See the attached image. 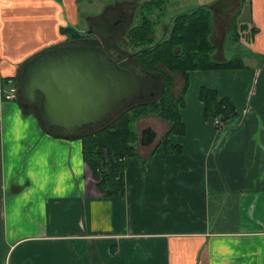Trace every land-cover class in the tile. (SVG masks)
I'll list each match as a JSON object with an SVG mask.
<instances>
[{
  "label": "crops",
  "instance_id": "1",
  "mask_svg": "<svg viewBox=\"0 0 264 264\" xmlns=\"http://www.w3.org/2000/svg\"><path fill=\"white\" fill-rule=\"evenodd\" d=\"M193 3L209 8L212 60L228 59L212 16L247 20L236 42L243 66L187 71L184 132L167 135L177 153L159 145L167 121L137 118L120 196L97 190L79 140L46 134L19 100L0 94V264H264V0ZM76 8L77 0H0V80L66 44L59 29L79 28ZM146 76L135 86L153 91L150 103L161 77ZM181 82V73L172 76L173 97ZM201 86L233 103L235 114L219 127L203 116ZM146 128L154 135L142 144Z\"/></svg>",
  "mask_w": 264,
  "mask_h": 264
},
{
  "label": "trees",
  "instance_id": "2",
  "mask_svg": "<svg viewBox=\"0 0 264 264\" xmlns=\"http://www.w3.org/2000/svg\"><path fill=\"white\" fill-rule=\"evenodd\" d=\"M163 0H148L137 6V13L127 29L122 33L123 44L117 46L118 51L115 60L118 65L129 69L134 79L146 75H159L161 87L156 99L150 103L120 102L119 106L124 109L117 115L108 118L103 124L92 127L82 134L62 133L58 131H46L41 121V116L36 114L39 128L46 134L54 136H70L81 143V157L86 167L91 172L97 190L103 196H120L123 194L124 162L133 155L132 146L137 141L135 121L146 115H155L167 121L169 128L161 135L159 145L163 153L180 151L175 145H171L167 135L175 136L183 134L184 124L181 122L179 108L183 106V93L187 83L188 70H219L239 69L243 66L240 56H231L223 61L212 60L210 57L214 50L209 40L211 30V14L205 5H196L185 11H181L170 18L167 29L163 35L154 38L156 17L150 18V13L160 10ZM236 16V15H235ZM235 16H232L235 18ZM233 18V19H234ZM232 23V20H231ZM231 27V25H230ZM59 31L70 39H78V33L72 27H63ZM76 42V41H75ZM78 43V42H77ZM90 45V44H85ZM94 45V44H93ZM104 50L109 56L107 49L100 45H94ZM123 53V54H122ZM264 68V55H258ZM160 66L161 69L157 67ZM176 73L183 75L180 91L175 97L170 91L172 76ZM18 75V74H17ZM148 80V79H147ZM153 82H155L153 80ZM153 82L148 81L147 85ZM198 99L202 103L204 118L218 116L219 121L227 120L235 114L232 101L206 86L198 88ZM114 112V111H113ZM219 127V126H217Z\"/></svg>",
  "mask_w": 264,
  "mask_h": 264
},
{
  "label": "water",
  "instance_id": "3",
  "mask_svg": "<svg viewBox=\"0 0 264 264\" xmlns=\"http://www.w3.org/2000/svg\"><path fill=\"white\" fill-rule=\"evenodd\" d=\"M129 71L97 46L61 44L21 63L17 90L27 103L39 95L37 110L46 131L78 135L103 124L131 95L135 80ZM140 134L142 144L151 143L152 131Z\"/></svg>",
  "mask_w": 264,
  "mask_h": 264
},
{
  "label": "rangeland",
  "instance_id": "4",
  "mask_svg": "<svg viewBox=\"0 0 264 264\" xmlns=\"http://www.w3.org/2000/svg\"><path fill=\"white\" fill-rule=\"evenodd\" d=\"M142 1L146 2L148 0H77L76 10H78V15L80 16V19L77 22L79 28L73 29L80 37L78 39H70V36L67 34L65 35L66 44L69 45L71 43L81 42V44L100 45L107 49L109 55L113 57L116 56L117 52H119V47L117 46L119 44L121 46L124 41L122 39V33L132 22H134V16L136 15L138 9L137 6ZM193 1L194 0H163V3L160 5L162 9L159 11L154 10L150 13V18L152 19L158 13H161L162 15L159 19L157 17L156 19H153L156 20L155 26L156 24L159 25L155 29L156 32H153L154 38L156 39L159 37L160 39L165 29H167L170 18L181 11L191 8L192 5L195 4ZM116 18L119 20L115 24L114 20ZM212 18L214 25H216V30H221L223 28L222 31L218 32L215 41L218 40V43L220 44L222 41L220 35L224 31V39L226 41L224 43L225 45H223V49L224 54H226L225 56L230 58L231 56H239L242 54L244 46L238 45L236 42L239 41V37L242 36L241 33L245 35L247 34L245 30H240L241 25H239L241 22L246 25L247 20L244 22L241 21L239 17L237 19L233 17L235 20L232 18L231 23L229 15L223 16L221 13L214 14ZM229 21L230 23L228 25ZM20 101L21 98L18 101L19 104L21 103ZM27 109L34 115L38 114L37 106H34L33 109ZM123 109L124 106H119L117 110H114L111 116L104 120V122H106L108 118L117 115L119 111ZM96 126L99 125H95L94 127Z\"/></svg>",
  "mask_w": 264,
  "mask_h": 264
},
{
  "label": "flooded vegetation",
  "instance_id": "5",
  "mask_svg": "<svg viewBox=\"0 0 264 264\" xmlns=\"http://www.w3.org/2000/svg\"><path fill=\"white\" fill-rule=\"evenodd\" d=\"M118 18H116L115 20H114V23L116 24L117 22H118ZM78 44H81V42H79ZM83 44V43H82ZM81 44V45H82ZM111 58H113L114 60L116 59L115 58V56L113 57V56H111V55H109ZM135 80V84H136V79H134ZM144 82H145V85H147L148 83H147V81L144 79ZM135 84H134V89H133V91H132V93H131V95L129 96V97H127L125 100H124V102H128V103H135V104H137V103H144V102H147V100L149 101V97L150 96H152L153 95V91L151 90V89H149L148 90V88L147 87H143L141 90H140V88H138L137 86H135ZM149 86V85H148ZM20 98H21V104H22V106H24V105H26V107H24V108H32L33 109V107L34 106H37V100L39 99V95L37 94L36 95V100H34L33 101V103H27L26 102V100L24 99V98H22L20 95H19V100H20ZM123 102V101H122ZM123 102V103H124ZM118 105V104H117ZM116 105V106H117ZM91 126H94V125H91ZM55 130H57V128L55 129Z\"/></svg>",
  "mask_w": 264,
  "mask_h": 264
},
{
  "label": "built area",
  "instance_id": "6",
  "mask_svg": "<svg viewBox=\"0 0 264 264\" xmlns=\"http://www.w3.org/2000/svg\"><path fill=\"white\" fill-rule=\"evenodd\" d=\"M18 88V77L16 75H12L10 77H6L1 79L0 84V94L1 97L5 101H16L19 100V91ZM220 118L216 116L215 118H212V121L214 125L219 126L221 124V121H219Z\"/></svg>",
  "mask_w": 264,
  "mask_h": 264
},
{
  "label": "bare ground",
  "instance_id": "7",
  "mask_svg": "<svg viewBox=\"0 0 264 264\" xmlns=\"http://www.w3.org/2000/svg\"><path fill=\"white\" fill-rule=\"evenodd\" d=\"M44 51V50H43Z\"/></svg>",
  "mask_w": 264,
  "mask_h": 264
}]
</instances>
